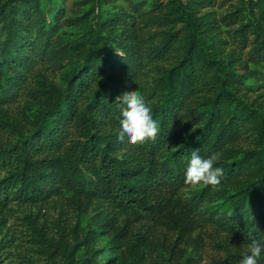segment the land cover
Returning <instances> with one entry per match:
<instances>
[{
  "label": "trees",
  "instance_id": "trees-1",
  "mask_svg": "<svg viewBox=\"0 0 264 264\" xmlns=\"http://www.w3.org/2000/svg\"><path fill=\"white\" fill-rule=\"evenodd\" d=\"M208 2H157L143 25L161 34L146 51L133 24L121 36L95 31L73 46L80 61L61 84L40 78L30 115L29 103L12 114L4 106L16 101L36 63L55 60L64 46L50 45L55 25L41 0L0 3V203L65 197L74 211H92L82 228L58 222L56 240L33 226L49 254H63L69 240L70 252L83 248L81 259L69 253L64 264H110L117 256L124 263L200 264L208 247L217 254L209 264H241L252 239L264 243V108L241 94L246 74L221 56L215 21L200 10ZM252 5L263 18L264 0H247L248 22L234 32L245 45L248 33L255 35V60L264 55V31L249 16ZM142 54L145 65L177 55L157 66L151 88L143 85ZM134 91L147 98L160 129L154 141L135 145L117 139V97ZM247 140L251 147L241 149ZM194 149L203 158L216 154L214 166L225 176L218 188L201 185L185 195ZM99 236L107 238L103 251L95 247ZM106 251L115 256L101 259Z\"/></svg>",
  "mask_w": 264,
  "mask_h": 264
},
{
  "label": "rangeland",
  "instance_id": "rangeland-1",
  "mask_svg": "<svg viewBox=\"0 0 264 264\" xmlns=\"http://www.w3.org/2000/svg\"><path fill=\"white\" fill-rule=\"evenodd\" d=\"M5 0H0V3ZM169 0H41L40 8L44 11L49 10V21L54 23L52 43L58 48L64 46V51L57 52L53 60L50 57L38 61L30 75L27 86L21 91L16 101L5 104L4 109L9 113L19 112L25 104H30L27 114H32L35 105L31 104L33 89L38 85L40 78H45L49 82L61 84V76L71 66L80 61L73 46L78 42L86 40L90 35L98 31L104 34L108 30L122 35L124 25L133 26L137 29L143 50L146 51L150 41H158L160 37V27L144 26L145 18L148 14L157 13L154 10L157 2L166 4ZM247 0H209V5L201 8V13H209L210 18L215 21V34L218 38V46L223 53V59L232 60L239 69L244 72L243 84L240 85V92L249 103L256 99L264 108V55L261 54L255 60L250 58L256 43L254 34L248 33V41L242 44L238 41V36L234 32L242 23L248 22L244 5ZM250 13L264 31V8L262 16L255 6ZM235 12L231 17L229 14ZM224 17V19H223ZM112 22L113 25L107 28L102 27V23ZM252 41V43H251ZM61 49H57L59 51ZM115 50L122 53V50L115 47ZM176 54L168 60L160 62L159 65H145L147 59L142 54L144 67L141 75L143 85L151 88L152 76L157 70V66L167 67L176 58ZM150 90V89H149ZM31 102V103H30ZM250 141V140H249ZM248 140L240 144L241 149L250 148ZM1 176V175H0ZM200 185L185 187V195L190 194L191 190ZM67 199L53 198L37 204H20L17 202L0 203V264H64L65 257L71 253L73 258L79 260L83 256V248L78 247L70 252L71 241L67 250L63 254H49L45 243L37 241L33 236V226L42 227L48 237L57 238L56 224L69 230L75 225L82 228L93 214L92 211H74L72 206L67 203ZM124 217V215H122ZM107 238L99 236L95 242V247L101 251L105 250ZM52 250V248L50 249ZM49 250V251H50ZM217 255L212 248H207L203 260L200 264H209V258ZM115 256L111 251H106L101 259ZM117 256V255H116ZM110 264H136L131 258L125 263L120 256Z\"/></svg>",
  "mask_w": 264,
  "mask_h": 264
},
{
  "label": "clouds",
  "instance_id": "clouds-1",
  "mask_svg": "<svg viewBox=\"0 0 264 264\" xmlns=\"http://www.w3.org/2000/svg\"><path fill=\"white\" fill-rule=\"evenodd\" d=\"M123 105L119 118V130L117 139L121 142L127 138L130 144H142L148 140H155L160 131L157 121L153 118L152 108L147 98L139 91L126 92L117 97ZM218 156L212 154L207 158L199 155V150L194 149L190 154V160L185 170V184L196 186H212L218 188L225 176L223 167L214 166ZM264 243L252 239L248 253L241 264H259Z\"/></svg>",
  "mask_w": 264,
  "mask_h": 264
}]
</instances>
